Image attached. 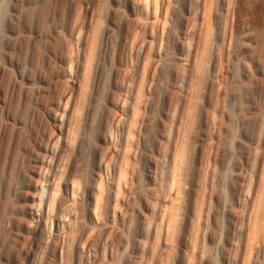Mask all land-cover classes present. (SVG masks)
Here are the masks:
<instances>
[{
    "label": "rangeland",
    "instance_id": "obj_1",
    "mask_svg": "<svg viewBox=\"0 0 264 264\" xmlns=\"http://www.w3.org/2000/svg\"><path fill=\"white\" fill-rule=\"evenodd\" d=\"M0 264H264V0H0Z\"/></svg>",
    "mask_w": 264,
    "mask_h": 264
}]
</instances>
